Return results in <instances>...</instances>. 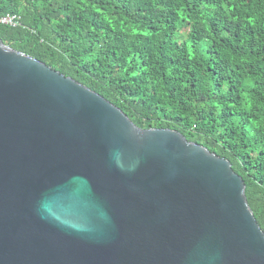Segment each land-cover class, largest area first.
Segmentation results:
<instances>
[{
  "label": "water",
  "instance_id": "obj_1",
  "mask_svg": "<svg viewBox=\"0 0 264 264\" xmlns=\"http://www.w3.org/2000/svg\"><path fill=\"white\" fill-rule=\"evenodd\" d=\"M230 162L0 39V264H264Z\"/></svg>",
  "mask_w": 264,
  "mask_h": 264
},
{
  "label": "trees",
  "instance_id": "obj_2",
  "mask_svg": "<svg viewBox=\"0 0 264 264\" xmlns=\"http://www.w3.org/2000/svg\"><path fill=\"white\" fill-rule=\"evenodd\" d=\"M0 39L230 162L264 231V0H0ZM195 126V128H193Z\"/></svg>",
  "mask_w": 264,
  "mask_h": 264
},
{
  "label": "built area",
  "instance_id": "obj_3",
  "mask_svg": "<svg viewBox=\"0 0 264 264\" xmlns=\"http://www.w3.org/2000/svg\"><path fill=\"white\" fill-rule=\"evenodd\" d=\"M21 24L20 17L16 14H6L0 16V25L3 26H19ZM195 128V126H193Z\"/></svg>",
  "mask_w": 264,
  "mask_h": 264
}]
</instances>
